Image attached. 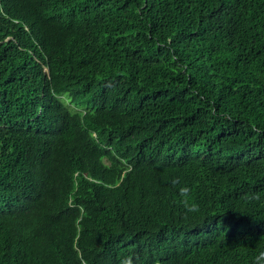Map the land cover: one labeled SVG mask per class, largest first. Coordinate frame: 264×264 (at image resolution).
<instances>
[{
    "label": "trees",
    "instance_id": "16d2710c",
    "mask_svg": "<svg viewBox=\"0 0 264 264\" xmlns=\"http://www.w3.org/2000/svg\"><path fill=\"white\" fill-rule=\"evenodd\" d=\"M261 251L264 0H0V264Z\"/></svg>",
    "mask_w": 264,
    "mask_h": 264
},
{
    "label": "clouds",
    "instance_id": "9594fccd",
    "mask_svg": "<svg viewBox=\"0 0 264 264\" xmlns=\"http://www.w3.org/2000/svg\"><path fill=\"white\" fill-rule=\"evenodd\" d=\"M172 183L175 185L178 183V180H173ZM192 189L189 186H182L179 188V194L182 200V203L186 207V211L190 213H195L199 210V204L192 199ZM130 264V262H128ZM254 264H264V251H261L255 258Z\"/></svg>",
    "mask_w": 264,
    "mask_h": 264
},
{
    "label": "rangeland",
    "instance_id": "374dc122",
    "mask_svg": "<svg viewBox=\"0 0 264 264\" xmlns=\"http://www.w3.org/2000/svg\"><path fill=\"white\" fill-rule=\"evenodd\" d=\"M65 96H63V98H64ZM69 104V103H68Z\"/></svg>",
    "mask_w": 264,
    "mask_h": 264
}]
</instances>
